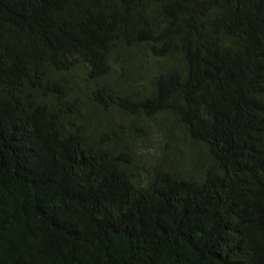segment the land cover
<instances>
[{"label":"trees","instance_id":"trees-1","mask_svg":"<svg viewBox=\"0 0 264 264\" xmlns=\"http://www.w3.org/2000/svg\"><path fill=\"white\" fill-rule=\"evenodd\" d=\"M0 264H264V0H0Z\"/></svg>","mask_w":264,"mask_h":264},{"label":"rangeland","instance_id":"rangeland-1","mask_svg":"<svg viewBox=\"0 0 264 264\" xmlns=\"http://www.w3.org/2000/svg\"><path fill=\"white\" fill-rule=\"evenodd\" d=\"M178 156H179V157H182L179 153H178ZM177 161H179V160H177Z\"/></svg>","mask_w":264,"mask_h":264}]
</instances>
